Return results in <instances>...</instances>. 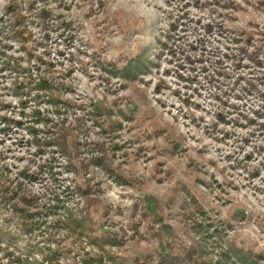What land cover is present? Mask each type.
Here are the masks:
<instances>
[{"label":"rangeland","instance_id":"obj_1","mask_svg":"<svg viewBox=\"0 0 264 264\" xmlns=\"http://www.w3.org/2000/svg\"><path fill=\"white\" fill-rule=\"evenodd\" d=\"M35 1L39 8L50 10L48 20L53 27L45 32L54 46L49 51L58 63V73L62 69L74 72L76 94L68 97L86 106L98 105L103 97L109 103L118 100L116 113L123 117L119 118L123 130L106 134L105 139L93 130L87 142H105L112 137V144L123 145V149L117 162L121 177L99 168H91L86 175L92 185L88 203L74 188L75 183L71 184L73 175L65 170L67 162L53 146L43 156H55L53 168L49 171L44 166L41 181L27 188L44 194L45 203L61 204L62 212L64 205L88 207L85 211L92 212L101 225L100 233L117 237L119 245L112 252L132 263L159 264L162 253H179V248L200 238L205 231L201 226L209 221L204 223L205 218L198 217L199 227L191 231L183 214L184 208L195 209V200L210 223L231 224L225 228L227 241L245 251H264V88L250 87L241 80V75L248 78L250 69H227L226 78L215 73V58L209 52L220 47L221 37L207 38L211 44H205L206 60L187 61L194 55L190 46L196 47L199 39L194 32L185 31L183 24L186 13L199 12L193 8V0H179L167 21L160 17L159 9L154 12L151 5L145 7L147 0H95L87 19L79 6L76 9L82 0ZM250 2L257 13L264 12L256 10V0ZM5 6L6 0H2V14ZM240 12L239 26L253 23L261 28L246 10ZM67 19L71 28H60ZM165 23L167 27L162 28ZM170 23L178 27L172 29ZM45 32L34 31L37 36ZM19 48L10 42L9 34L0 32V182L12 190L11 183L16 186L20 182L15 179L20 172H38L43 163L27 130L28 120L20 114L36 106L28 102L24 109L20 104L22 97L36 95L35 84L29 85L24 73L18 72V82L24 85L20 93L9 70V54L19 57ZM95 50L102 60L120 67L143 51L145 66L133 84L108 73L111 82L107 83L101 78ZM246 116L255 123L249 124ZM21 121L22 126L15 124ZM155 124L165 131L155 132ZM170 139H177L178 148L174 149ZM82 179L74 176L75 182ZM48 220L55 222L54 216ZM15 222L11 204L1 206L0 226L13 233L20 247L16 253L21 260L10 264L42 260L51 253L64 264L79 263L91 250L86 241L65 237L61 231L41 228L21 235L23 231ZM5 263L0 259V264Z\"/></svg>","mask_w":264,"mask_h":264},{"label":"trees","instance_id":"obj_2","mask_svg":"<svg viewBox=\"0 0 264 264\" xmlns=\"http://www.w3.org/2000/svg\"><path fill=\"white\" fill-rule=\"evenodd\" d=\"M94 1L82 0L79 5H76V9L77 6L80 7L85 19L91 13ZM193 2V8L199 12L195 15L186 13L183 24L185 31L194 32L199 36V39L196 41V47L190 46L194 52L192 56L194 59L188 56L187 61L203 62L206 60L205 44H211L207 38L209 36L221 37V45L218 44L220 47L212 54L208 51L215 58V73L220 74V78L223 76L226 78L227 69H232L234 72L250 69L251 73L249 74L254 77H250L247 73L248 78H246V74L241 75L244 76L241 80H244L250 87L259 89V86H262L264 88V30L253 23H248L247 27L237 24L240 10L247 12L248 10L237 4L236 0H193ZM245 3L249 6L252 4L250 0H245ZM263 4L264 0H256V10L264 11ZM37 5L35 0H6L5 11L3 14L0 12V32L9 34L10 42L20 46L21 55L19 57L9 54V70L13 76V85L21 93L24 85L18 82V72L20 71L28 79L29 85L35 84L36 95L29 99L22 97L20 104L24 109L28 102L37 104L34 108H30L29 113L20 111V114L28 120L26 121L27 130L32 134L37 155L42 156L40 158L43 159V163L38 165V172H30L25 169L19 173L15 179L20 182H16V186L13 185V182L11 183L16 191L0 182V208L11 204L12 210L16 214L15 223L23 231L20 233L21 235L44 228V230L64 232L65 237L86 241L85 243L91 246V250L86 252L85 259L79 263L70 264H140L139 262L132 263L127 258L112 252V248L119 245L117 237L104 231L100 233L101 225L92 217V212L85 211L88 207L72 209L64 205L65 209L63 207L62 212L60 211L61 204L45 203L44 194L33 193L30 188H27L33 187L38 181H41L40 177L44 166L48 167L49 171L51 167L53 168L51 161L55 160V156L43 158L47 148L53 146L57 154L67 162L65 170L73 175L71 184L75 183L74 188L88 203L92 185L86 175L91 173V168H99L109 175L121 177V165H118L117 162L122 156L120 152L123 149V145L112 144L114 142L112 137L105 142L102 140L94 143L87 142V137L93 130L97 135H101L102 139L106 138V134L110 135V133L123 130L122 122L119 119L123 117L116 113L118 100L114 99L109 103L103 97L98 105L86 106L68 97L75 93L72 83L74 72L72 70L64 72L62 69L61 73H58V63L51 59V51H49V47L53 43L49 33L45 32L49 30L48 27H53L48 20L50 10L45 6L39 8ZM218 9H222V11L218 12ZM204 10H208L207 16H200V12H206ZM71 25L72 22H68L67 19V22L63 21L60 28H71ZM170 25L172 29L178 27L173 23ZM250 25L253 30H250ZM34 31H44L45 33L37 36ZM198 31L204 33H197ZM71 39L72 37L69 38V41ZM53 47H50L51 50ZM96 55L99 56L97 64L100 66L101 78L107 83L111 82L108 73L115 77L119 75L127 84H133L138 73L145 66L143 51L131 56L122 67L115 62L102 60L99 50L94 51L93 56ZM93 56L91 59H94ZM42 101L44 102L41 104ZM42 105L45 108L42 109ZM245 119L249 121V124L255 123L247 116ZM11 122L9 118V125ZM4 124L6 126V123ZM15 124L22 126L23 122ZM41 124L44 125L43 128L39 127ZM155 125L153 126L155 132L165 131L158 124ZM170 140L174 149L178 148L177 139ZM74 176L76 179L83 178V181L75 182ZM22 185L26 187L23 188ZM193 207H195L194 210L184 208L183 212L184 219L191 226H188L185 221L184 223L191 231H194L200 224L198 217L203 216L204 223L209 221L207 225L201 226L205 231L200 233V238L193 239L191 245L183 249L179 248V253L173 251L162 253L159 264H264V251L256 253L251 250L245 251L233 242L230 243L226 240L225 228H231V224L210 223L211 219L203 211L199 202L195 200ZM59 212H62V215H59ZM51 216L55 218L54 223L48 220ZM17 242L13 233L0 226V259L6 261L5 264L21 260V255L16 253L20 248ZM54 254L51 253L42 260L32 259L27 264H64L56 259ZM26 257L30 259L32 256L28 254Z\"/></svg>","mask_w":264,"mask_h":264},{"label":"clouds","instance_id":"obj_3","mask_svg":"<svg viewBox=\"0 0 264 264\" xmlns=\"http://www.w3.org/2000/svg\"><path fill=\"white\" fill-rule=\"evenodd\" d=\"M0 2H2V0H0ZM253 2H255V0H253ZM236 3L240 4L243 8H246L248 10V13L250 14L247 16L254 18L260 24L261 30H264V12L257 13L254 8L250 7L249 4L245 3V0H236ZM178 4L179 0H175V2H173V0H147L145 7L151 5V9L154 12L159 9L160 11L158 12V14L163 20L167 21L169 15L175 14ZM217 11H222V9H218ZM207 13L208 10H206L205 13H200V16H207ZM166 27L167 23L162 25V28ZM39 127L43 128L44 125L41 124L39 125ZM33 151H35V149H33ZM37 190L39 191L40 189L38 188ZM53 247H55V245H53Z\"/></svg>","mask_w":264,"mask_h":264}]
</instances>
